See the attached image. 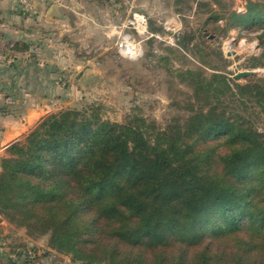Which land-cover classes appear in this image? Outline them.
I'll return each mask as SVG.
<instances>
[{
	"label": "rangeland",
	"instance_id": "rangeland-1",
	"mask_svg": "<svg viewBox=\"0 0 264 264\" xmlns=\"http://www.w3.org/2000/svg\"><path fill=\"white\" fill-rule=\"evenodd\" d=\"M103 1L119 11L114 21L104 25L105 41L97 44L101 40L95 33L94 44L82 49L69 47L73 49L71 55L66 52L68 45L50 44L42 37L41 42L33 44L16 39L4 43L0 31L4 67L16 71L24 67L18 79L1 82L4 107L11 106L8 111L18 113L17 117L24 115L33 102L40 108L37 123L0 157V184L7 183L22 164L4 162L22 156L14 152L13 145L25 142L44 119L66 110L94 111L100 124L129 125L165 145L176 140L184 148V142H197L196 154L206 152L202 150L219 138L204 135V128L196 132L200 122L227 121L237 132L252 133L264 142L260 90L239 94L236 86L250 84L264 90V18L258 22L244 18L251 2L264 6V0ZM38 2L43 11L47 10V21L64 15L62 6H50V0ZM258 10L253 6L252 13ZM134 12L149 17V30L154 36L144 42L143 56L130 60L119 56L118 42L126 30L123 25L128 14ZM43 30L50 33L53 29ZM48 32L44 36L50 37ZM245 71H253L255 76L234 79ZM216 75L222 77L214 78ZM15 80L19 85L12 82ZM16 102L24 107H14ZM225 147L217 148L223 151ZM207 166L219 171L215 162ZM19 178L32 182L25 174H18ZM7 191L1 204L5 212L0 213V264H151L147 260H152L154 253L146 239L123 237L127 241L113 242L112 230L119 225L114 218L99 227L90 209L75 206L70 219L64 220L38 212L39 205L31 198L21 199L13 189ZM105 199L99 202L101 208ZM127 221L129 226L136 224L133 216ZM217 221L225 222L221 214ZM100 228L104 229L101 233ZM93 240L96 246H87ZM141 254L146 260H135Z\"/></svg>",
	"mask_w": 264,
	"mask_h": 264
},
{
	"label": "trees",
	"instance_id": "trees-1",
	"mask_svg": "<svg viewBox=\"0 0 264 264\" xmlns=\"http://www.w3.org/2000/svg\"><path fill=\"white\" fill-rule=\"evenodd\" d=\"M251 4L244 18L263 20L264 6ZM236 86L239 94L256 88L264 100L257 85ZM202 128L209 138H219L196 154L197 142L165 145L129 125L100 124L94 111L49 116L25 142L13 145L22 156L4 161L22 164L0 184V213L4 193L13 189L39 205L38 212L64 220L75 206L90 209L99 227L114 218L119 225L113 242L146 239L154 253L151 264H264V142L227 121L200 122L195 131ZM220 145L227 150H218ZM214 162L219 171L207 166ZM18 174L32 182L17 180ZM132 216L135 226L127 221ZM142 254L135 260H146Z\"/></svg>",
	"mask_w": 264,
	"mask_h": 264
},
{
	"label": "crops",
	"instance_id": "crops-1",
	"mask_svg": "<svg viewBox=\"0 0 264 264\" xmlns=\"http://www.w3.org/2000/svg\"><path fill=\"white\" fill-rule=\"evenodd\" d=\"M20 1L0 0V31L3 32L1 38L4 43L10 42L9 39H16L22 43L33 44L37 40L41 42L42 37L50 44L68 45L66 52L70 55L73 49L69 47L82 49L94 44L95 33L101 40L97 44H103L104 25L110 20L114 21V15L119 12L103 0H50V6L58 5L64 8V15L49 22L45 18L47 10L43 11V5L38 0H28L29 5H23ZM44 28L53 30L49 33L43 30ZM47 32L50 37L44 36ZM22 70L24 67L16 71L0 63V85L2 86L1 82L7 81V78L18 79L23 75ZM12 82L19 85V81ZM0 91L4 92V87H0ZM4 105L0 96V157L5 154L8 146L25 137L40 118V108L35 102L26 108L27 111L21 117H17L18 113L14 111H8L11 106L7 109ZM13 106L24 107L20 102L14 103ZM12 109L15 110L13 107Z\"/></svg>",
	"mask_w": 264,
	"mask_h": 264
},
{
	"label": "built area",
	"instance_id": "built-area-1",
	"mask_svg": "<svg viewBox=\"0 0 264 264\" xmlns=\"http://www.w3.org/2000/svg\"><path fill=\"white\" fill-rule=\"evenodd\" d=\"M21 4L29 5L28 0H21ZM150 19L143 13L128 14L123 27L126 29L118 42V54L122 58L137 60L143 56V44L153 38L149 30ZM4 55L0 53V63L4 62Z\"/></svg>",
	"mask_w": 264,
	"mask_h": 264
},
{
	"label": "water",
	"instance_id": "water-1",
	"mask_svg": "<svg viewBox=\"0 0 264 264\" xmlns=\"http://www.w3.org/2000/svg\"><path fill=\"white\" fill-rule=\"evenodd\" d=\"M253 76H255V72H253V71H245V72H240L237 75H235L234 79L235 80H241V79H244V78H251Z\"/></svg>",
	"mask_w": 264,
	"mask_h": 264
}]
</instances>
